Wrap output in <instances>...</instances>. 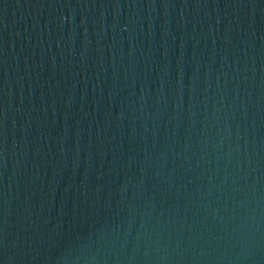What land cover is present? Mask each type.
Returning a JSON list of instances; mask_svg holds the SVG:
<instances>
[{
	"label": "water",
	"instance_id": "1",
	"mask_svg": "<svg viewBox=\"0 0 264 264\" xmlns=\"http://www.w3.org/2000/svg\"><path fill=\"white\" fill-rule=\"evenodd\" d=\"M0 264H264V0H0Z\"/></svg>",
	"mask_w": 264,
	"mask_h": 264
}]
</instances>
